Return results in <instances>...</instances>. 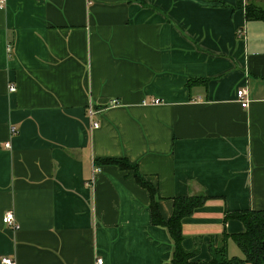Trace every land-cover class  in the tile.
Here are the masks:
<instances>
[{
	"label": "crops",
	"instance_id": "1",
	"mask_svg": "<svg viewBox=\"0 0 264 264\" xmlns=\"http://www.w3.org/2000/svg\"><path fill=\"white\" fill-rule=\"evenodd\" d=\"M143 2L3 0L0 258L167 262L171 242L149 221L148 192L132 171L94 163L112 157L136 165L164 220L172 197H209L181 219L191 260L207 261L223 231L227 256H242L231 235L243 226L222 215L264 209V21L245 20L250 0ZM195 77L207 81L186 88ZM7 210L12 225L1 222Z\"/></svg>",
	"mask_w": 264,
	"mask_h": 264
},
{
	"label": "trees",
	"instance_id": "2",
	"mask_svg": "<svg viewBox=\"0 0 264 264\" xmlns=\"http://www.w3.org/2000/svg\"><path fill=\"white\" fill-rule=\"evenodd\" d=\"M139 5L144 6L143 0H134ZM243 8V17L246 21L257 20L264 21V0L246 2ZM205 78H189L185 82L188 88L196 84H204ZM95 164L115 165L120 170L132 171V177L136 184L144 188L149 194L148 210L149 221L154 226H161L165 229L171 242L170 259L162 264H264V209L257 211L243 209L232 210L223 213V222L229 219L238 220L243 231L238 234L231 235L234 244L239 248L241 257L227 256L225 247V238L227 234L222 232V239L218 244L213 246L208 244L209 259L207 261L191 260L196 254V248L185 250L181 247V219L192 214L194 209L199 208L209 197L202 192L186 195L185 197L171 198V214L164 220L158 212L157 200L159 196L153 186L148 183L142 175L137 171L135 164L129 163L127 159L121 157L98 158L94 160Z\"/></svg>",
	"mask_w": 264,
	"mask_h": 264
},
{
	"label": "built area",
	"instance_id": "3",
	"mask_svg": "<svg viewBox=\"0 0 264 264\" xmlns=\"http://www.w3.org/2000/svg\"><path fill=\"white\" fill-rule=\"evenodd\" d=\"M2 3H3V0H0V7L2 6ZM236 32H238V30H236ZM240 32H238L239 34ZM6 54H9V51H10V43L8 42L6 44ZM14 91V85L12 83H9L7 85V92L10 93V92H13ZM235 99L238 103H240V106L241 107H246L247 105V99H246V90L241 88V87H238V89L235 91ZM158 100L157 99H153L152 101H150V103H157ZM116 104V100L115 99H110V101L108 102V106L110 105H114ZM141 104H145V101H141ZM87 117L89 118V123H90V128H96L98 123L97 122H94L91 120V117L96 113V111L91 108L90 106H88L87 108ZM9 132V136L11 137V135H14L16 133V129L14 126H11L8 130ZM4 147L7 148L9 147V141H5L4 142ZM1 222L3 224H6V225H12L13 224V213L12 211H4L2 217H1ZM102 260L99 259V258H96L94 263L93 264H101ZM0 264H15L14 262V259L10 256H1L0 258Z\"/></svg>",
	"mask_w": 264,
	"mask_h": 264
}]
</instances>
